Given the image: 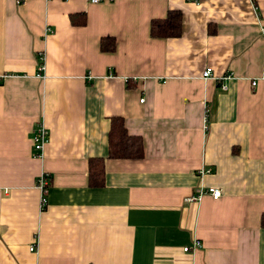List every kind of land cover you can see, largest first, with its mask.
<instances>
[{
  "label": "crops",
  "instance_id": "obj_1",
  "mask_svg": "<svg viewBox=\"0 0 264 264\" xmlns=\"http://www.w3.org/2000/svg\"><path fill=\"white\" fill-rule=\"evenodd\" d=\"M255 1L0 0V264H264ZM170 11L180 34L152 37L150 22ZM80 13L86 23L73 24ZM104 37L113 52L100 49ZM113 117L141 137L142 159L108 158ZM38 123L49 130L42 158ZM95 159L101 187L89 183ZM209 188L221 197L190 200Z\"/></svg>",
  "mask_w": 264,
  "mask_h": 264
},
{
  "label": "trees",
  "instance_id": "obj_2",
  "mask_svg": "<svg viewBox=\"0 0 264 264\" xmlns=\"http://www.w3.org/2000/svg\"><path fill=\"white\" fill-rule=\"evenodd\" d=\"M254 6L256 1L252 0ZM73 24L84 25L85 13L70 16ZM181 31V14L178 11H170L162 19H153L150 22V35L158 38L176 37ZM100 49L106 52L115 50V39L104 37L100 42ZM39 64L42 59L39 57ZM143 157V142L140 136L127 132L122 117H113L108 132V158L120 160H139ZM105 167L103 159L91 160L89 163V183L92 187H101L104 184ZM261 227L264 229V214L261 217Z\"/></svg>",
  "mask_w": 264,
  "mask_h": 264
},
{
  "label": "built area",
  "instance_id": "obj_3",
  "mask_svg": "<svg viewBox=\"0 0 264 264\" xmlns=\"http://www.w3.org/2000/svg\"><path fill=\"white\" fill-rule=\"evenodd\" d=\"M24 0H16L17 4L22 3ZM99 0H92V2H98ZM40 59H42V57H40ZM42 71V64L39 65V72ZM212 68L211 67H207L203 72H202V77L203 78H209L212 77ZM232 77V73L229 74H225L221 77V79H230ZM262 78H264V73L262 75ZM256 79L251 80V85L255 86L256 85ZM220 88L222 90H227V85L225 84H220ZM142 100V99H141ZM209 109L206 106V115H205V122H207L208 118H209ZM31 141H32V146L33 149L36 152V155L38 158H42L43 156V149L45 147V145L48 143L49 141V130L48 128L43 124V123H38L37 126L35 127V129L32 132V137H31ZM211 173V171L209 169H204L201 170L199 172L200 176H204V175H209ZM48 176L46 174H41V176L39 177L38 181H37V188L39 189V191L41 192V206H45L46 204V195L48 193V185H49V181H48ZM204 195H209L211 196V198L213 200H217L221 197V191L219 189H215V188H209L206 190H200L199 192H197V194L193 197H191V201H198L202 196ZM198 248H201V244L200 242H195L193 244L192 247H186L183 249V252H190L193 250H196ZM31 251L34 250V248H30Z\"/></svg>",
  "mask_w": 264,
  "mask_h": 264
}]
</instances>
